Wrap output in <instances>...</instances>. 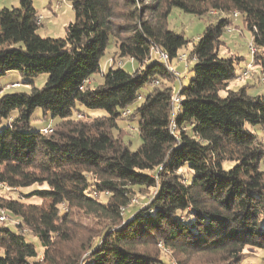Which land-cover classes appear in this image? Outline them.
<instances>
[{"label": "trees", "instance_id": "obj_1", "mask_svg": "<svg viewBox=\"0 0 264 264\" xmlns=\"http://www.w3.org/2000/svg\"><path fill=\"white\" fill-rule=\"evenodd\" d=\"M63 1L74 19L58 39L37 34L32 0L0 8V79L47 75L41 88L29 81L28 93L0 85V193L47 187L24 196L40 205L0 195V215L17 220L0 222V264H165L162 250L176 264H242L246 247L264 251V143L245 128L264 126V96H249L247 83L231 89L244 68L218 55L237 13L253 67L264 70V0ZM173 9L218 20L189 41L168 29ZM111 41L137 67L111 63L90 89ZM190 44L192 76L176 88L151 49L170 64ZM78 105L105 115L84 119ZM36 109L51 133L29 130ZM126 109L125 119L139 118L135 151L118 125ZM138 194L146 200L133 207Z\"/></svg>", "mask_w": 264, "mask_h": 264}, {"label": "rangeland", "instance_id": "obj_2", "mask_svg": "<svg viewBox=\"0 0 264 264\" xmlns=\"http://www.w3.org/2000/svg\"><path fill=\"white\" fill-rule=\"evenodd\" d=\"M33 6L38 12V15L42 17L40 24H38L39 28L37 30V34L42 38H63L65 36V29L69 23H71L74 19V14L71 9V6L68 2L63 0H32ZM50 2V6L52 8V13L47 12V5ZM10 0L1 1L0 0V8L7 7L10 8L12 5L10 4ZM214 13L209 12L205 16L198 18L192 15L185 14L177 9H173L170 13L168 19V29L173 31L176 34H182L186 39L189 41H196L198 37L203 33L205 28L209 23H215L218 20V16ZM238 16V15H237ZM233 17V15H232ZM251 33L246 29L244 26L242 19L233 17V24L232 26L226 30L222 36L223 44L220 46L218 50L219 57L227 58L232 56L234 59H237L238 64L236 68H244L241 71L243 72L247 67V64L251 62L252 58L249 54L248 45L251 42ZM191 49V44L187 47V49H183L179 52V55L188 52ZM264 56V54H263ZM113 64L114 68L121 67L127 72H133L137 65L134 64V68L129 67L130 61L127 59H119L117 57V47L114 41H111L108 45L107 49L104 52L100 60V73H96L91 77V81L89 82V88L93 89L98 84L102 83V76L101 73L107 71L110 67L109 64ZM194 62L188 59L187 62H179L177 59H173L169 66L179 74L178 79L175 80L176 88H179L180 85H187L191 76L192 71L191 68ZM253 66V64H252ZM241 72V73H242ZM256 72V73H255ZM240 73V74H241ZM239 74V75H240ZM252 75V77H251ZM255 76V77H253ZM251 77V78H249ZM245 80H234L230 84L231 89H237L242 84L247 81L248 89L247 94L249 96H264V70L254 68L250 70V75ZM47 80V75H40L34 79H30L28 77H22L16 72H9L5 76L0 79V85L3 87L2 93H28L30 91V86L28 84L29 81L32 82V85L35 88H41L45 84ZM13 84L18 85L17 87H11ZM147 89H142L140 95L146 94ZM77 111L80 112L84 119H89L92 117H99L104 116L105 112L103 110H89L82 106H77ZM82 115H78L77 119L82 117ZM139 118L133 117L132 120L129 118H121L118 121V125L122 128V134L124 135V140L128 144V147L131 151H135L140 146V137L137 131V123ZM51 124V119H43V114L40 109H36L32 114L30 119V131H37L43 127H48ZM5 122L2 123V126H5ZM245 128L249 130L251 133L256 134L257 138L264 143V126H250L245 125ZM116 134V132H115ZM233 164L226 163L224 165L225 169H228ZM184 175L188 177L187 171H183ZM47 188L46 185L43 186H32L27 189H12L5 190L2 188V195L4 198L8 199H20L26 203H32L40 205L42 203L41 199L38 198H31L26 199L25 195H28L33 190L37 189H45ZM145 196L138 194L137 196L133 197L132 206L139 207L142 206L145 202ZM131 206V207H132ZM64 210V208H62ZM2 215V213H1ZM5 216V224L8 226H13L16 224L17 220L14 217ZM79 221V220H78ZM81 222V220L79 221ZM83 224H91L87 223V221L82 220ZM92 225V224H91ZM23 233L26 234V240L36 246H38V259L42 260V250L39 248L37 240L27 233L26 230H23ZM245 256L242 260V264H264V251L257 250L254 248L246 247L244 250ZM162 260L165 264H176L172 255L162 250Z\"/></svg>", "mask_w": 264, "mask_h": 264}, {"label": "built area", "instance_id": "obj_3", "mask_svg": "<svg viewBox=\"0 0 264 264\" xmlns=\"http://www.w3.org/2000/svg\"><path fill=\"white\" fill-rule=\"evenodd\" d=\"M233 17H237V13H234V14H233ZM41 20H42V17H41L40 15H38L37 18H36V24H37V25L40 24ZM247 47H248L249 53H250L251 58H252V55H253L254 52H255V49H254V47H253V45H252V42H250L249 45H248ZM151 53L154 54V55L156 56V58L158 59V61L162 62V63L166 66L167 70L170 71L171 74H173V76H175L176 78L179 77V74H178L176 71H174V70L169 66V64H168V55H167L165 52H162L161 50H159V49L156 48V47H152V49H151ZM177 60H178L179 62H187V61H188V55H187L186 53L181 54V55L178 56ZM191 60L194 61V58H191ZM252 67H253V66H252V60H251V62L247 64V67L245 68V70H244V71H243V72L237 77V80H240V79H242V78H244V77H247V76L249 75L250 70L252 69ZM261 81L264 82L263 79H261ZM153 84H154V85H158V81L155 80V81L153 82ZM17 86H18V85L13 84L11 87H17ZM179 103H180V98H179L178 93L176 92V93L174 94L173 98H172V105H173V110H174V111H177ZM129 113H130V111H129L128 109H126V110L123 112L122 115H123L124 118H126V117L129 115ZM172 129H174V126H173V125H172ZM42 132H43L44 134H48V133H51V132H52V129H51V127H47V128H44V129L42 130ZM3 188H4L5 190H9V189L6 188V187H3ZM3 221H5V216L2 214V215H0V222H3Z\"/></svg>", "mask_w": 264, "mask_h": 264}, {"label": "crops", "instance_id": "obj_4", "mask_svg": "<svg viewBox=\"0 0 264 264\" xmlns=\"http://www.w3.org/2000/svg\"><path fill=\"white\" fill-rule=\"evenodd\" d=\"M1 1H6V0H1ZM10 4L12 5L11 7H13V8H17L18 7V2H17V0H10ZM47 12H48V14H49V12H53L52 11V8H51V6H50V2L48 3V5H47ZM215 13V12H214ZM216 16H217V14H215ZM129 67L130 68H134V64H133V62H131L130 61V63H129ZM256 73V72H255ZM251 77H252V75H251ZM251 77H249V78H251ZM253 77H255V76H253ZM256 78V77H255ZM245 83H247V81L245 82ZM248 84V83H247Z\"/></svg>", "mask_w": 264, "mask_h": 264}]
</instances>
